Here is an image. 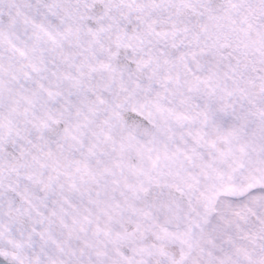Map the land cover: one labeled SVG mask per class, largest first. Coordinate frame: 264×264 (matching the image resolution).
I'll return each mask as SVG.
<instances>
[{
  "label": "snow or ice",
  "instance_id": "1",
  "mask_svg": "<svg viewBox=\"0 0 264 264\" xmlns=\"http://www.w3.org/2000/svg\"><path fill=\"white\" fill-rule=\"evenodd\" d=\"M0 264H264V0H0Z\"/></svg>",
  "mask_w": 264,
  "mask_h": 264
}]
</instances>
